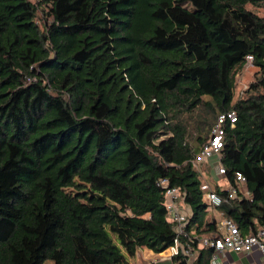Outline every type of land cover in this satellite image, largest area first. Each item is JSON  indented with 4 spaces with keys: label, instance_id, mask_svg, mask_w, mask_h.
Masks as SVG:
<instances>
[{
    "label": "trees",
    "instance_id": "1",
    "mask_svg": "<svg viewBox=\"0 0 264 264\" xmlns=\"http://www.w3.org/2000/svg\"><path fill=\"white\" fill-rule=\"evenodd\" d=\"M260 9L264 0H0V264H132L139 247L164 251L175 224L161 179L183 196L193 264H211L214 249L197 241L220 236L217 213L243 235L264 227ZM247 55L254 79L235 98ZM229 110L223 178L241 173L250 195L211 210L191 160Z\"/></svg>",
    "mask_w": 264,
    "mask_h": 264
},
{
    "label": "built area",
    "instance_id": "2",
    "mask_svg": "<svg viewBox=\"0 0 264 264\" xmlns=\"http://www.w3.org/2000/svg\"><path fill=\"white\" fill-rule=\"evenodd\" d=\"M253 57L252 55L246 56V65L251 66ZM243 91L238 94H242ZM236 119L234 110H229L219 114L211 129L208 139L201 146L199 153L191 160L193 167L201 175V188L203 190L202 199L207 203L208 208L215 210L216 207L224 202H229L235 198L237 194L244 197H249L250 193L246 186V178L241 173H236L233 182H228L224 188L225 195L221 196L217 193L215 186L210 182L208 175L201 171V166L207 163L214 171V176L223 178L225 169L220 163L219 155L224 144L225 137V124L233 125ZM215 157L218 164L211 167L209 159ZM204 179V180H203ZM208 179V180H207ZM165 188V207L168 217L174 222L175 237L172 244L162 251L163 255L160 257L171 259L173 256L182 254L185 257L186 264H193L195 260V250L184 245L180 240V235L184 233V225L187 218V211L184 210L183 196L179 189L168 187L166 179H161L159 182ZM219 222V230L221 234L219 237L215 235L207 236L197 241L198 247H211L215 251H234V252H249L254 247L258 248L264 253V227L257 231L250 230L246 235H243L237 229L235 223L227 218H216Z\"/></svg>",
    "mask_w": 264,
    "mask_h": 264
},
{
    "label": "crops",
    "instance_id": "3",
    "mask_svg": "<svg viewBox=\"0 0 264 264\" xmlns=\"http://www.w3.org/2000/svg\"><path fill=\"white\" fill-rule=\"evenodd\" d=\"M215 177V176H214ZM215 180V181H213ZM210 179L212 185L220 186L221 189L225 188L228 182L224 178ZM184 210H186L184 208ZM220 214H216V218H220ZM163 252H153L146 247L137 248L132 264H173L169 258L160 257ZM211 264H264V253L258 248L254 247L249 252H234L230 250L215 251Z\"/></svg>",
    "mask_w": 264,
    "mask_h": 264
},
{
    "label": "rangeland",
    "instance_id": "4",
    "mask_svg": "<svg viewBox=\"0 0 264 264\" xmlns=\"http://www.w3.org/2000/svg\"><path fill=\"white\" fill-rule=\"evenodd\" d=\"M33 1H35V0H33ZM259 14L264 15V9H260ZM38 15L39 16L37 17V21L39 23L43 24L42 14L39 13ZM254 70H255L254 67L245 65L243 67V69L236 75L235 85H234V97L235 98L238 96V93L241 91H244L247 88L250 81H252L254 79L253 78ZM209 163H210L211 167H213L215 164H218L215 157L210 158ZM207 168H208V171L206 172V174L208 175L209 180L215 179L213 169L210 168V172H209V167H207ZM213 181H215V180H213ZM43 264H54V263L50 260H46Z\"/></svg>",
    "mask_w": 264,
    "mask_h": 264
}]
</instances>
